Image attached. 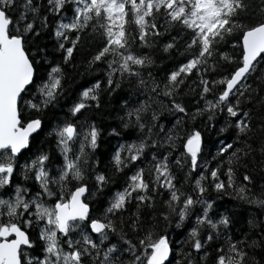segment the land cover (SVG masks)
<instances>
[{
  "label": "snow or ice",
  "instance_id": "6c2138e0",
  "mask_svg": "<svg viewBox=\"0 0 264 264\" xmlns=\"http://www.w3.org/2000/svg\"><path fill=\"white\" fill-rule=\"evenodd\" d=\"M0 264H264V0H0Z\"/></svg>",
  "mask_w": 264,
  "mask_h": 264
},
{
  "label": "trees",
  "instance_id": "16d2710c",
  "mask_svg": "<svg viewBox=\"0 0 264 264\" xmlns=\"http://www.w3.org/2000/svg\"><path fill=\"white\" fill-rule=\"evenodd\" d=\"M226 50H230V46L229 49ZM79 59V57H78ZM70 87H72V85H70ZM221 204L223 205V207H227L229 209H231L234 213H236V219L238 221V223L241 226H245L248 216H247V212H248V208L247 206H241L240 204H233V202H231L230 200H228L227 197H225L222 201ZM172 238L175 240L177 239V236L175 233H173ZM175 247V246H174Z\"/></svg>",
  "mask_w": 264,
  "mask_h": 264
}]
</instances>
